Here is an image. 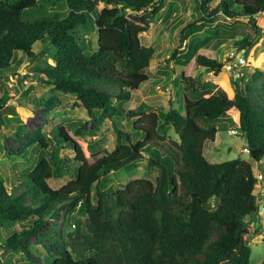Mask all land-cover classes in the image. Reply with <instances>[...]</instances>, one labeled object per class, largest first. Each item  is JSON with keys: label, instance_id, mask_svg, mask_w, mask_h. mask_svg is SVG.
<instances>
[{"label": "trees", "instance_id": "obj_1", "mask_svg": "<svg viewBox=\"0 0 264 264\" xmlns=\"http://www.w3.org/2000/svg\"><path fill=\"white\" fill-rule=\"evenodd\" d=\"M212 1L201 0L200 11L245 17L254 27L264 13V0H220L210 11ZM100 4L105 7L99 9ZM165 5V0H0V80L17 72L19 53L34 61L37 44L51 46L55 65L45 62L34 68L40 81L75 96L90 114L101 113L99 123L110 118L118 142L113 152L90 163L80 142L65 129L51 137L42 130L26 134L19 152L33 147L31 170L22 181L19 175L20 185L11 192L0 178L3 254L22 252L35 264L38 252L31 240L36 238L55 253L47 264H251L246 225L249 217L260 215L253 165L243 160L212 164L204 148L207 141L215 142L221 119L236 112L251 159L262 161L264 78L256 88L248 84L230 95L212 82L186 76L185 114L173 103L167 112L124 108L150 80L156 50L144 46L140 35L150 30ZM201 20L188 26L187 36L211 23L210 17L201 15ZM78 28L97 32L96 50H83ZM202 44L188 45L180 57L187 63L196 58L200 67L222 75L223 62L198 54ZM252 45L243 34L236 42L239 51ZM258 90L263 99L256 102L251 93ZM7 103L0 99V122ZM47 105L49 110L54 106ZM126 119L133 122L129 131ZM170 127L180 138L178 159L155 145L166 142ZM62 146L74 151L75 158L59 157ZM146 156L149 167L158 171L155 181L137 179L115 191L99 188L106 176ZM75 162L78 167L72 166ZM65 173L73 178L53 189L49 182ZM0 264L11 263L2 255Z\"/></svg>", "mask_w": 264, "mask_h": 264}, {"label": "rangeland", "instance_id": "obj_2", "mask_svg": "<svg viewBox=\"0 0 264 264\" xmlns=\"http://www.w3.org/2000/svg\"><path fill=\"white\" fill-rule=\"evenodd\" d=\"M165 2V7L158 14L150 30L140 35L144 46L153 47L156 50V56L148 69L150 80L141 86L131 101L125 103L126 110L141 108L144 111L167 112L173 103V108L185 114L183 94L186 83L183 78L186 76L201 83L212 82L230 95H235L239 89L246 90L248 84H253L254 88L260 86L264 78V36L262 32L264 13L256 18L257 27H254L250 19L245 17L233 19L226 17L221 11L212 17L209 16L208 11L201 12V0H165ZM219 3L220 0H213L209 5L210 11H213ZM103 7L105 6L100 4L99 9ZM236 11L240 12L239 9ZM201 15L210 17L211 23L206 24L203 31L187 36L189 25L204 23ZM240 33L251 38L253 45L250 49L239 51L236 48V42L241 38ZM78 36L85 52L96 50L99 36L95 30L78 28ZM201 43L204 44L201 45L202 48L198 54L225 64L222 75L215 76L207 69L200 67L196 58L187 63L183 57H180V54L187 51L188 45ZM35 51L38 58L34 61H28L19 53L18 61L22 64L17 68V72H11L0 80V99H8L5 106L8 109L3 112L4 122H0V178L6 182L10 192L15 185H20L27 170H31L32 162L29 157L33 147H26L23 153L19 152L27 143V139L24 138L26 134L34 136L42 130L48 137H51L61 129H65L73 139L80 142L90 163L102 158L105 152H113L118 143L110 118L99 123L101 113L90 114L75 96L54 91L52 87L40 81L34 70L36 65L45 62L55 65V62L52 59L51 46L39 43ZM258 73H262V76L259 75L258 80L255 81L254 77ZM251 96L254 101L259 102L263 99V91L252 92ZM54 99L57 102L52 101ZM47 103H52L53 108L49 110ZM9 109H14V113L9 112ZM123 124L128 131L133 126V122L127 119ZM217 126L221 130L215 142L205 143L204 156L206 159L212 164L233 160L248 161L252 163L255 175L261 173L264 176V158L260 163L251 159L247 152L246 136L239 131L238 113L227 114ZM234 130H238L236 134ZM20 131L23 132L20 133L23 135L21 140L17 137ZM178 144H180V138L170 127L166 142L155 145L160 147L163 155L178 159ZM75 156L74 151L63 146L59 152L61 158L74 159ZM148 159L146 156L145 159L135 161L120 171L111 173L100 181L99 188L115 191L137 179L155 181L158 171L149 167ZM72 166L78 167V164L75 162ZM19 175L21 176L20 181H18ZM72 178L73 176L65 173L64 177L53 179L49 184L53 189L58 190ZM93 193L96 194V188ZM255 193L258 196L259 207H263V210L259 217L248 218L246 237L252 248L251 264H262L264 260V180L258 182ZM63 219L59 220L60 224ZM71 229L68 226V230ZM31 242L38 252L32 258L35 264H47L52 261L51 257H55L54 252L50 253L45 250L36 238H32ZM2 255L4 260L11 264H31L22 252L3 254L0 250V256Z\"/></svg>", "mask_w": 264, "mask_h": 264}, {"label": "clouds", "instance_id": "obj_3", "mask_svg": "<svg viewBox=\"0 0 264 264\" xmlns=\"http://www.w3.org/2000/svg\"><path fill=\"white\" fill-rule=\"evenodd\" d=\"M233 132L236 134V133H237V130H234ZM247 152L250 154L249 148L247 149ZM254 174H255V173H254ZM260 174H261V173H260ZM258 175H259V174H258ZM258 175H255V177L257 178V181H258V182H259V181H263L264 179H263V180H258ZM263 177H264V176H263ZM260 191H261V190H260ZM262 210H263V207L260 208V212H261Z\"/></svg>", "mask_w": 264, "mask_h": 264}, {"label": "built area", "instance_id": "obj_4", "mask_svg": "<svg viewBox=\"0 0 264 264\" xmlns=\"http://www.w3.org/2000/svg\"><path fill=\"white\" fill-rule=\"evenodd\" d=\"M263 179H264L263 175L262 174H259L258 175V180H263Z\"/></svg>", "mask_w": 264, "mask_h": 264}, {"label": "water", "instance_id": "obj_5", "mask_svg": "<svg viewBox=\"0 0 264 264\" xmlns=\"http://www.w3.org/2000/svg\"><path fill=\"white\" fill-rule=\"evenodd\" d=\"M135 157H137V154H136V153L133 155V157H132V158L134 159Z\"/></svg>", "mask_w": 264, "mask_h": 264}]
</instances>
